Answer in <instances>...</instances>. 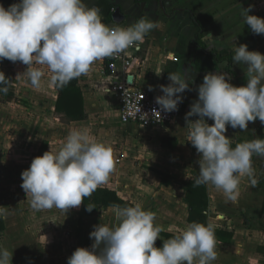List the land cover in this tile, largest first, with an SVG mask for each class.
Listing matches in <instances>:
<instances>
[{"label":"crops","instance_id":"1","mask_svg":"<svg viewBox=\"0 0 264 264\" xmlns=\"http://www.w3.org/2000/svg\"><path fill=\"white\" fill-rule=\"evenodd\" d=\"M98 1L85 0L90 7L96 8ZM14 2L16 0H0L6 8ZM104 2L105 9L111 6V15L116 8L123 15V21L115 23L111 17L105 18L100 12L105 24L127 27L145 16L162 25L145 36L135 53L131 76L134 85L147 90L151 86V91H159L160 85L171 83L169 73L183 75L187 72L190 90L181 94L185 100L182 113L164 126L120 124L117 96L104 91L109 71L102 60L92 66L89 74L76 79L85 117L70 120L55 111L57 90L54 84L49 83L50 72L43 78L42 89L36 90L24 74L27 65L2 60L0 71L9 81L0 85V88H7L6 92L0 91V124L6 118L2 111L5 103L2 101L13 103V96L19 92L32 96L39 111L37 117L29 114L27 122H24L27 129L23 132L22 149L12 146L0 149V156L16 153L23 156L22 166L14 162L5 166L0 161V206L8 210L6 217H2L4 229L0 232V246L13 251L12 264H67L68 257L77 247H91L93 239L89 234L94 225L112 226L116 223L114 213L110 211L113 205H96L88 211L81 204L67 213L56 208L34 211L29 204L30 198L21 188V173L30 167L32 159L49 150L58 151L72 128H87L92 137L112 149L115 171L98 190L114 192L130 204L128 206L140 204L145 210L155 212V222L164 229L160 239L166 232H182L190 224L187 221L189 209L184 201L183 183L199 175V154L187 139L189 128L185 120L191 104L198 99V86L206 73L217 71L228 73L230 82L236 86L246 84V65L233 61L234 49L240 44H246L250 51L264 54V34H254L241 17V8L250 5V14L264 17V0H162V4L159 0H146L143 4L138 0ZM191 14L202 24L204 49L212 53L208 69L203 58L192 55V39L198 32V26ZM134 51L133 48L128 49L131 54ZM224 55L232 56V70L236 78L228 72L226 60H216V56ZM5 62L8 64L4 65ZM117 72L122 74L120 66ZM198 118L195 115L189 117L190 120ZM35 119L41 124L38 128L32 125ZM205 119L209 124L214 123ZM225 135L233 147L256 138L264 139V124L261 125L257 119L249 122L248 128L243 131L227 126ZM252 162L253 176L241 178L236 203L227 201L222 191L213 185H205L207 223H212L214 229L232 233L227 242L219 240L215 234L217 259L212 264H264V161L254 155ZM162 179L167 181L163 183ZM93 194L87 197L88 202Z\"/></svg>","mask_w":264,"mask_h":264},{"label":"clouds","instance_id":"2","mask_svg":"<svg viewBox=\"0 0 264 264\" xmlns=\"http://www.w3.org/2000/svg\"><path fill=\"white\" fill-rule=\"evenodd\" d=\"M251 7L241 8L243 23L254 34H264V17L250 14ZM161 27L145 16L127 27L107 25L100 10L85 0H16L7 8L0 4V61L27 65L24 74L36 90L43 87L44 67L51 73L49 83L63 87L89 74L96 62L133 46L139 49L145 36ZM233 61L246 65L247 83L236 86L228 73H206L185 120L187 139L199 154L194 185L211 184L227 201L236 203L241 178L253 176V156H264V139L233 147L225 133L227 126L246 130L249 122L257 119L264 124V54L240 44L234 49ZM189 78L187 72L169 73L171 83L160 85L163 95L156 97L159 110L154 108L152 113L178 110L181 94L190 90ZM8 81L0 71V85ZM146 114L139 104L129 108L133 118L144 119ZM194 115L199 118L190 120ZM115 168L110 146L97 141L87 128H72L58 151L49 150L32 159L21 173V188L34 211L56 208L67 213L106 184ZM93 208L87 205L88 211ZM110 211L116 223L94 225L89 234L91 247H77L67 264H212L217 259L215 229L210 222H192L157 247L164 229L155 222V212L140 204L113 205ZM7 212L0 206V217H6ZM12 256L13 251L0 246V264H12Z\"/></svg>","mask_w":264,"mask_h":264},{"label":"trees","instance_id":"3","mask_svg":"<svg viewBox=\"0 0 264 264\" xmlns=\"http://www.w3.org/2000/svg\"><path fill=\"white\" fill-rule=\"evenodd\" d=\"M104 0H99L97 2L98 9L102 13L103 17L110 18L111 17V6H108L107 9L103 6ZM191 17L193 21L198 26V32L192 39V55L193 57H201L207 62V69L211 67V57L212 53L208 52L204 49L203 43H202V36H203V30H202V24L201 22L194 17L193 14H191ZM217 61L226 60L227 61V70L228 72L233 76L237 77L236 73L232 70V56L231 55H224V56H216ZM1 62V61H0ZM197 66L200 67V65ZM55 88L57 90V99L55 104V111L64 114L68 119L70 120H81L85 117L84 109H83V100L81 96V92L79 91V88L77 87V80L73 79L70 83H68L66 86L63 87H57L55 85ZM261 125H263L261 123ZM162 177L164 178V174H162ZM196 179H191L189 181H186L183 183L184 190H185V197L184 201L188 206L189 209V215H188V223L192 222H201L207 224V216L205 214V210H207L208 202H207V195H206V188L205 185L195 186L194 182ZM163 183H165L167 180L162 179ZM84 208H87V205L91 207H96V205L101 206H110V205H130L127 202L123 201L122 199L118 198L114 192L109 190H98L96 189L94 191L92 200L90 202L87 201V197H85L84 201L81 203ZM93 208V209H94ZM92 209V210H93ZM262 210L264 212V201ZM4 229L3 219L0 217V232ZM215 234L217 235V238L221 241H229L232 233L229 231H224L220 229H215ZM176 234L172 233H164L163 239H157L156 246L160 247L162 246V243L164 240H167Z\"/></svg>","mask_w":264,"mask_h":264},{"label":"built area","instance_id":"4","mask_svg":"<svg viewBox=\"0 0 264 264\" xmlns=\"http://www.w3.org/2000/svg\"><path fill=\"white\" fill-rule=\"evenodd\" d=\"M117 26L116 24H107ZM118 27V26H117ZM133 48L135 51L133 54L126 52L119 54L116 57L104 58L106 68L109 73L105 77L104 91L106 93H114L118 99V120L120 124L137 123L142 126H164L177 118L182 113V106L184 104V98L182 103L179 104L178 110L172 112L160 111L152 113V110L158 109L159 105L156 103V97L163 95L162 90L150 91L145 88L134 85L133 77L130 81L127 80V75H131V67L135 62V53L137 48ZM118 66L121 67L122 74L117 72ZM143 97V98H142ZM140 105L141 111L147 113L144 119L139 117L133 118L129 115V108L133 105ZM139 116V114H137Z\"/></svg>","mask_w":264,"mask_h":264},{"label":"rangeland","instance_id":"5","mask_svg":"<svg viewBox=\"0 0 264 264\" xmlns=\"http://www.w3.org/2000/svg\"><path fill=\"white\" fill-rule=\"evenodd\" d=\"M7 64L8 63L6 62L4 63V65ZM44 71L45 73L49 72L46 67H44ZM13 97H14V100L12 101L13 103L10 102V104H8L6 101H2L5 104L4 106L3 104H1V106H3L2 107L3 114L6 116L5 121L1 122L0 124L1 150H3L2 148L6 149L11 146L18 149H22L24 146L23 132L25 131V129H27V126H25L27 123L24 122H27L28 120L27 116H29V114L37 117V114L39 113L38 109L35 108L34 100L31 99L33 98L32 96L24 95L22 92H19L17 95ZM32 125L38 128L40 127L41 124L37 122L35 119ZM8 140L11 142H8ZM0 157H1L0 158L1 163L5 166H7L8 164H12L13 162L19 166H22L23 156L21 154L18 153L14 155L4 154V156H0Z\"/></svg>","mask_w":264,"mask_h":264},{"label":"water","instance_id":"6","mask_svg":"<svg viewBox=\"0 0 264 264\" xmlns=\"http://www.w3.org/2000/svg\"><path fill=\"white\" fill-rule=\"evenodd\" d=\"M140 3H144L146 0H138ZM159 3L162 4V0H159ZM112 21L115 23H121L123 21V15L119 8H116L114 12L111 15ZM132 79V76L130 75L129 78L127 79L130 81ZM261 160L264 161V156H259Z\"/></svg>","mask_w":264,"mask_h":264}]
</instances>
